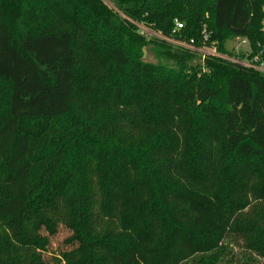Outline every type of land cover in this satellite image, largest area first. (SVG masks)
I'll return each instance as SVG.
<instances>
[{"label": "trees", "instance_id": "obj_1", "mask_svg": "<svg viewBox=\"0 0 264 264\" xmlns=\"http://www.w3.org/2000/svg\"><path fill=\"white\" fill-rule=\"evenodd\" d=\"M110 2L0 0V264H264V73L133 23L264 59V0Z\"/></svg>", "mask_w": 264, "mask_h": 264}, {"label": "built area", "instance_id": "obj_2", "mask_svg": "<svg viewBox=\"0 0 264 264\" xmlns=\"http://www.w3.org/2000/svg\"><path fill=\"white\" fill-rule=\"evenodd\" d=\"M136 26L138 27V30L141 34L147 36L148 38H157L160 40L167 41L175 46L185 48L188 50H197L201 56V59L204 60L207 56H214L223 58L225 60L230 61H237L243 65L246 66H252L256 68L257 70L264 73V59H260L258 55H254L251 57V59H239L236 57H232L231 55L227 53L220 52L216 46H197L196 41L194 38L191 39H183L180 37V30L183 28V23L180 21H176V25L172 31L171 34H164L161 31L153 29L151 26L146 25L141 22H134ZM245 44H249V41L246 37L241 38Z\"/></svg>", "mask_w": 264, "mask_h": 264}, {"label": "rangeland", "instance_id": "obj_3", "mask_svg": "<svg viewBox=\"0 0 264 264\" xmlns=\"http://www.w3.org/2000/svg\"><path fill=\"white\" fill-rule=\"evenodd\" d=\"M104 2L111 8L115 9L114 4L111 3L110 0H104ZM241 38L242 37L229 39L226 41V44H225L226 49L229 52H231L232 54L231 56L239 58V59L242 56L245 57V54L251 51L249 45L245 44ZM147 51H148V60L156 61L155 56L148 48H147ZM241 59H244V58H241ZM49 231L50 230L48 229L47 225H44V224L41 225L42 235H46V236L48 235L50 238V244H49L47 251L44 253V256L48 261L52 263L54 261V256H59V253L62 250L72 248V245L68 243L67 241L69 236L72 234V232L68 228H66L64 225H60L59 229L54 235H49L48 233Z\"/></svg>", "mask_w": 264, "mask_h": 264}, {"label": "water", "instance_id": "obj_4", "mask_svg": "<svg viewBox=\"0 0 264 264\" xmlns=\"http://www.w3.org/2000/svg\"><path fill=\"white\" fill-rule=\"evenodd\" d=\"M144 60H148V51H147V47H144L143 49V57Z\"/></svg>", "mask_w": 264, "mask_h": 264}]
</instances>
